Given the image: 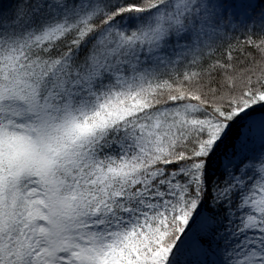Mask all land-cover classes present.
Segmentation results:
<instances>
[{
	"label": "snow or ice",
	"instance_id": "1",
	"mask_svg": "<svg viewBox=\"0 0 264 264\" xmlns=\"http://www.w3.org/2000/svg\"><path fill=\"white\" fill-rule=\"evenodd\" d=\"M0 264H264V0H0Z\"/></svg>",
	"mask_w": 264,
	"mask_h": 264
}]
</instances>
